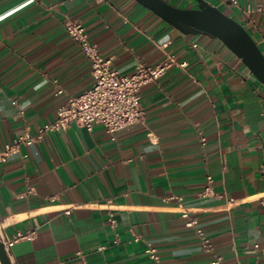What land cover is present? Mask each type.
<instances>
[{
  "label": "crops",
  "instance_id": "crops-1",
  "mask_svg": "<svg viewBox=\"0 0 264 264\" xmlns=\"http://www.w3.org/2000/svg\"><path fill=\"white\" fill-rule=\"evenodd\" d=\"M206 1L262 48L264 0ZM67 19L120 72L167 52L185 65L141 86V122L114 136L71 123L0 162L3 235L35 231L10 247L11 264H153L146 242L160 264H209L185 208L226 264H264V83L219 38L183 32L138 0H0V149L92 84ZM208 174L213 193L203 196ZM130 230L140 239L127 241Z\"/></svg>",
  "mask_w": 264,
  "mask_h": 264
},
{
  "label": "built area",
  "instance_id": "built-area-1",
  "mask_svg": "<svg viewBox=\"0 0 264 264\" xmlns=\"http://www.w3.org/2000/svg\"><path fill=\"white\" fill-rule=\"evenodd\" d=\"M235 4L237 0H228ZM257 9H262L257 6ZM67 33L79 44L84 55L90 64V71L93 76L92 84L75 96H69L61 103L56 110V116L48 122L39 125L34 132L24 130L20 135L5 142L0 149V162L6 161L7 157L17 152L22 144H32L42 139L48 131L65 129L71 123L91 130L94 123H101L104 128L114 136L115 132L127 125L141 122L145 116V110L140 101V88L143 84L156 80L170 66H184L185 61H178L173 52H167L166 56L155 63H148L141 57L136 58L134 68L130 73L120 72L113 67L109 56H104L98 45L89 39L85 26L74 19H67L64 22ZM165 45V44H162ZM261 51L264 53V42ZM57 91H61L60 88ZM202 142L205 136L200 135ZM212 176L207 175L200 194L208 196L213 193ZM228 202L233 203L232 197ZM264 204V200L261 199ZM188 208L182 210V215L187 217L185 224L194 228L198 237L200 247L203 251L210 253L212 258L209 264H226L221 254L214 251V244L207 232L198 224L194 216H188ZM65 213L70 212V208H64ZM109 223L112 227L116 225V219L112 212H109ZM3 223L0 220V239L4 250L9 252L10 247L17 238H31L34 230L27 232H17L13 237L8 238L2 233ZM119 236L116 234L114 242ZM140 239V234L130 230L127 241ZM259 244H253L256 250ZM145 251L152 259L153 264H160V256L157 248L151 243L146 242Z\"/></svg>",
  "mask_w": 264,
  "mask_h": 264
},
{
  "label": "water",
  "instance_id": "water-1",
  "mask_svg": "<svg viewBox=\"0 0 264 264\" xmlns=\"http://www.w3.org/2000/svg\"><path fill=\"white\" fill-rule=\"evenodd\" d=\"M183 32L201 31L219 38L264 83V53L234 17L206 0L182 7L167 0H138ZM0 263L11 264L0 239Z\"/></svg>",
  "mask_w": 264,
  "mask_h": 264
}]
</instances>
